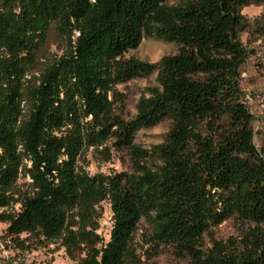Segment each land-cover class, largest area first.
<instances>
[{
  "label": "trees",
  "instance_id": "16d2710c",
  "mask_svg": "<svg viewBox=\"0 0 264 264\" xmlns=\"http://www.w3.org/2000/svg\"><path fill=\"white\" fill-rule=\"evenodd\" d=\"M260 1L0 0V223L9 240L28 248L59 239L70 258L83 254L77 264H141L132 237L143 219L153 247L172 246L185 264H264V155L239 85L240 9ZM52 23L68 50L27 84ZM144 35L177 50L154 64L124 58ZM153 73L134 116L116 114L114 86ZM163 120L162 142L135 145L139 129ZM106 141L129 152L131 172L79 165L83 150ZM21 176L29 189L16 186ZM103 201L107 240L98 233ZM230 217L253 227L204 248V234Z\"/></svg>",
  "mask_w": 264,
  "mask_h": 264
},
{
  "label": "rangeland",
  "instance_id": "374dc122",
  "mask_svg": "<svg viewBox=\"0 0 264 264\" xmlns=\"http://www.w3.org/2000/svg\"><path fill=\"white\" fill-rule=\"evenodd\" d=\"M240 14L245 29L239 32V39L247 52L239 70L241 99L252 116L253 142L264 155V0L241 7ZM67 50L68 39L52 23L34 54L33 63L25 74V83L35 82L38 76ZM176 50L177 45L173 42L144 35L139 45L135 49L128 50L124 54V58L132 57L154 64L162 56L172 54ZM154 85H156L154 73L116 84L115 90L120 93L122 100L115 103L114 112L124 119L132 118L138 98L147 93L148 87ZM22 105V118H25L28 107L24 102ZM169 127L170 121L163 120L152 127L139 129L136 132L134 143L139 148L149 151L153 145L163 141L164 134ZM103 146L109 148V153L105 152L106 150H100ZM142 162L150 167L156 163L153 158H147ZM79 165L91 174H113L121 171L131 172L132 170L129 152L125 149L111 147L110 141L104 142L96 149L89 147L83 150ZM28 183L29 179L21 176L18 178L16 186L21 190H27L29 189ZM12 209L17 210L18 205L14 204ZM100 211L98 233L107 240L111 226L110 204L107 201L101 202ZM6 226V223H0V264H77L78 259L83 256L76 250L74 252L75 259L70 258L59 239L42 240L38 243L28 240V248H18L9 240L5 231ZM252 227L251 223L230 217L219 225L211 227L204 234L203 247H211L214 239L223 243H227L228 240L237 242ZM150 234L149 224L142 219L132 237L135 254L141 264H185L187 262V256L177 254L170 245L160 244L154 248ZM21 237H25V235L22 234Z\"/></svg>",
  "mask_w": 264,
  "mask_h": 264
}]
</instances>
